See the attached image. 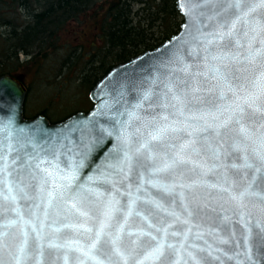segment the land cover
Instances as JSON below:
<instances>
[{"label":"snow or ice","instance_id":"obj_1","mask_svg":"<svg viewBox=\"0 0 264 264\" xmlns=\"http://www.w3.org/2000/svg\"><path fill=\"white\" fill-rule=\"evenodd\" d=\"M177 6L181 31L138 72L99 82L87 123L20 127L0 87V264H42L46 248L64 264H210L220 249L190 242L197 187L237 209L256 198L264 216V0ZM239 215L229 259L256 264Z\"/></svg>","mask_w":264,"mask_h":264},{"label":"trees","instance_id":"obj_2","mask_svg":"<svg viewBox=\"0 0 264 264\" xmlns=\"http://www.w3.org/2000/svg\"><path fill=\"white\" fill-rule=\"evenodd\" d=\"M177 1L0 0V76L22 79L45 103L59 93L70 111L57 119V106L45 104L40 114L63 121L86 111L91 90L113 67L180 31ZM87 23L96 31L90 45L64 41ZM25 115L32 118L26 106Z\"/></svg>","mask_w":264,"mask_h":264},{"label":"water","instance_id":"obj_3","mask_svg":"<svg viewBox=\"0 0 264 264\" xmlns=\"http://www.w3.org/2000/svg\"><path fill=\"white\" fill-rule=\"evenodd\" d=\"M177 10L182 16L184 22L185 18L180 12L178 6ZM177 34L156 48L145 51L142 54L132 58L130 61L113 67L99 82L104 80V78L109 76V74H111L109 77L111 80L121 77L125 74H130L134 71L138 72L140 70V66L147 64L150 61V58L159 55V52L163 51L164 48L168 46L169 40L173 39ZM97 84L89 94V100L93 105L89 111L78 112L63 121L52 123L47 117L41 114L34 118H27L25 115V105L28 95V88L26 84L22 79L10 74L0 76V87L10 86L6 87V91L3 94V100L14 105L17 113L16 119L18 126L25 128H31L33 126H45L53 132L64 128L65 125L87 123V120L91 119L90 113L92 112L93 108L98 103H102L103 99H105V97L98 92L96 87ZM193 179H195V177H193ZM208 180L209 182H214L215 178L213 176H209ZM193 192L196 196V199L199 201L201 211L192 220L193 235L190 239V242H195L202 247H207L205 244V241H207L208 244L212 245L213 249H220V251L213 252V255L219 256L220 259L215 260L209 258L210 264H236V260L229 259V257H232L234 252L243 251L242 248H237L236 244L234 243V241L237 240L243 243L245 229L243 224L240 222V211L244 212L245 220L250 219L251 224L253 225V235L249 243L253 245L255 262L256 264H264V246L261 245L259 236L257 235L259 230L254 227L257 220L264 222V216L261 215L259 209L257 207H253V205L258 204L259 201L256 198H252L251 202L246 201L248 204L246 209H237L236 204L229 200L228 194L220 192L218 189L197 187L193 190ZM186 196H188L189 201H192L191 194L186 193ZM192 203L193 206H195V201H192ZM178 204L179 200L177 199V205ZM177 211H180L178 206ZM248 213H251L250 217ZM225 216L228 217V220H224ZM196 232H203V239L196 240L194 236ZM218 237L226 239L229 242L227 244H221L219 243ZM225 253H227V255H225ZM240 258L242 259V257ZM73 261L74 258L70 255L68 264H73ZM42 264H64V261L62 258H56V250L46 248Z\"/></svg>","mask_w":264,"mask_h":264},{"label":"rangeland","instance_id":"obj_4","mask_svg":"<svg viewBox=\"0 0 264 264\" xmlns=\"http://www.w3.org/2000/svg\"><path fill=\"white\" fill-rule=\"evenodd\" d=\"M95 33H96L95 29L90 24H88V23L83 24V27L80 28V30L78 29L72 33L65 35L64 41H66V42L70 41V42H74V43H78V44L83 43V44H87L86 46H88V45H90L89 43L91 42L90 39H93ZM24 78H25V81L29 84V81H31L32 77L30 74H26ZM38 94L39 93H38L37 89H32V91L28 94V98H27L28 100L26 103L27 104L26 108L28 111V115L30 117H35V116L39 115L41 113L42 107H44L45 104H47V107L51 104H52V106H57V110H56L57 115L55 116V118H57V119L64 117L65 114L70 111L66 107L67 101H65L61 105V103H60L61 95L59 93L52 96V102H50V100H48L47 103H45L44 100L41 101ZM84 107L86 108V106H84ZM89 109H91V105L86 109V111Z\"/></svg>","mask_w":264,"mask_h":264},{"label":"flooded vegetation","instance_id":"obj_5","mask_svg":"<svg viewBox=\"0 0 264 264\" xmlns=\"http://www.w3.org/2000/svg\"><path fill=\"white\" fill-rule=\"evenodd\" d=\"M24 83H25V82H24ZM26 86H27V85H26ZM27 88H28V87H27ZM92 106H93V105H91V108H92ZM89 110H90V109H89ZM83 112H85V111H83ZM32 118H34V117H32Z\"/></svg>","mask_w":264,"mask_h":264}]
</instances>
